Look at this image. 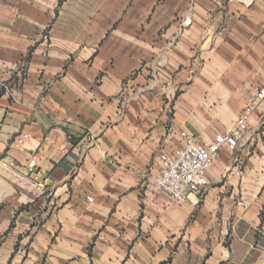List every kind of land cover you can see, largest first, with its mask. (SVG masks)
Segmentation results:
<instances>
[{"label":"crops","instance_id":"crops-1","mask_svg":"<svg viewBox=\"0 0 264 264\" xmlns=\"http://www.w3.org/2000/svg\"><path fill=\"white\" fill-rule=\"evenodd\" d=\"M261 89L264 0H0V264H264ZM251 106L219 183L145 193Z\"/></svg>","mask_w":264,"mask_h":264},{"label":"built area","instance_id":"built-area-1","mask_svg":"<svg viewBox=\"0 0 264 264\" xmlns=\"http://www.w3.org/2000/svg\"><path fill=\"white\" fill-rule=\"evenodd\" d=\"M256 99H264V89L257 93ZM253 108L244 109L230 130L217 133L209 143H199L193 136L181 132V147L162 157L158 174L144 183L145 193H162L169 202L182 203L201 195L210 185L219 183L220 178L210 179L207 171L223 149L234 152L250 141L249 119ZM28 169L30 172L35 170L34 161L29 162ZM37 187L43 189V181H39Z\"/></svg>","mask_w":264,"mask_h":264},{"label":"rangeland","instance_id":"rangeland-1","mask_svg":"<svg viewBox=\"0 0 264 264\" xmlns=\"http://www.w3.org/2000/svg\"><path fill=\"white\" fill-rule=\"evenodd\" d=\"M21 68H24V66H22Z\"/></svg>","mask_w":264,"mask_h":264}]
</instances>
